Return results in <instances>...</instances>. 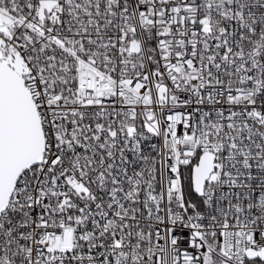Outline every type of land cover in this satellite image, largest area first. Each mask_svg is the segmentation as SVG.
Masks as SVG:
<instances>
[{
    "label": "snow or ice",
    "instance_id": "6c2138e0",
    "mask_svg": "<svg viewBox=\"0 0 264 264\" xmlns=\"http://www.w3.org/2000/svg\"><path fill=\"white\" fill-rule=\"evenodd\" d=\"M0 264H264V0H0Z\"/></svg>",
    "mask_w": 264,
    "mask_h": 264
}]
</instances>
